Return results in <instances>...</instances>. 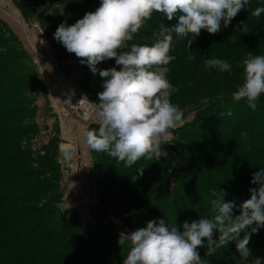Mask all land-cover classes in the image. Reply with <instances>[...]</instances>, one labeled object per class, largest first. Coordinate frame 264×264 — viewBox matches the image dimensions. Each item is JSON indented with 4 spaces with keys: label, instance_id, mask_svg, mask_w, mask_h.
I'll list each match as a JSON object with an SVG mask.
<instances>
[{
    "label": "rangeland",
    "instance_id": "rangeland-1",
    "mask_svg": "<svg viewBox=\"0 0 264 264\" xmlns=\"http://www.w3.org/2000/svg\"><path fill=\"white\" fill-rule=\"evenodd\" d=\"M100 3L101 0H0V62L2 64L10 59L9 66L14 65L11 73L0 74V201H4L5 206L56 204L63 216L56 217L51 223L76 215L85 235L88 226L99 223L115 229L114 225L121 227L117 229L120 234L124 228L131 232L147 224L146 220L130 221L135 212L132 209L114 203L108 205L109 201L118 199L121 187L117 183L118 175L107 168H115L119 159L112 157L107 161L102 152L92 150L85 143L84 133L91 125L60 114L63 107L59 85L61 78L65 77L95 102H98V93L103 90V80L99 73L93 74L86 64H81L74 53H69L54 38V33L61 23L74 24L87 12H94ZM156 14L146 21L130 43L149 46L154 43L152 28L160 25ZM225 29L222 27L215 35L203 30L199 35L201 38H195L193 44L206 45L209 50L220 49L222 39L219 36L223 33L235 43L237 40ZM23 51L29 54V58ZM204 58L215 57L210 52ZM246 58L238 57L233 65L242 67ZM174 63L175 60L168 65V79L174 88L179 87V91L172 93L171 101L181 109L182 120L170 130L172 135L162 145V155H153L151 160L142 157L131 165L136 168L132 170L134 176H140V171L155 167L157 162H165L162 168L172 188L174 176L181 177L180 172H186L195 165L206 174L232 169L225 163L193 158L191 146L199 141L194 135L203 136L211 132L214 118H230L224 113L225 102H221L225 97L222 96L235 92L243 82L242 75L234 76L231 84H227L224 77L230 71L223 72V75L219 70H213L218 75L215 79L208 70L204 71L206 79L200 73L199 78L197 74L193 75L194 80L184 72L176 75ZM114 66L115 60L97 65L99 69ZM17 74H25L26 77L23 75L19 81L15 77ZM258 100L264 101V94ZM242 103L247 105L245 100ZM240 115L248 116L245 111ZM251 116L262 117L256 112ZM73 126L76 128L72 130ZM227 128L220 127V130L225 132ZM188 135L191 138H187ZM62 147H71L74 152L65 155ZM175 153L179 157L173 166ZM205 165L208 167L204 168ZM170 167L172 170H168ZM60 169L63 201L60 189L53 187L55 182L60 181ZM31 186H39L44 192L35 200H15ZM15 260L8 263L13 264ZM250 264H264V255Z\"/></svg>",
    "mask_w": 264,
    "mask_h": 264
},
{
    "label": "clouds",
    "instance_id": "clouds-1",
    "mask_svg": "<svg viewBox=\"0 0 264 264\" xmlns=\"http://www.w3.org/2000/svg\"><path fill=\"white\" fill-rule=\"evenodd\" d=\"M248 5L249 0H101L94 12H87L74 24L61 23L54 38L103 80L98 102L87 100L99 127L84 133L85 143L129 166L142 157L151 160L153 155H162V145L172 135L170 130L183 117L179 106L171 101L179 87L174 88L168 79V65L175 60L170 55L173 34L181 39L191 35L189 49L202 30L218 34ZM154 13L177 22L161 23L153 32L151 46L130 43ZM262 13L264 6L256 7L252 15L259 17ZM243 32L248 29L244 27ZM106 60H115V66L99 69L97 65ZM205 65L220 72H229L232 67L219 58L206 59ZM262 94L264 55L250 51L243 61V82L232 99L245 100L256 110ZM84 101L85 97L79 103ZM251 183L259 186L249 190L250 198L238 206L239 215H233L235 202L214 199L211 217L205 214L198 221H185L182 230L161 218L122 232L120 245L124 241L129 244L126 256L122 249L123 264H206L199 248L205 247L208 257L232 242L240 260L247 264L252 255L248 247L251 235L264 227V168L253 174Z\"/></svg>",
    "mask_w": 264,
    "mask_h": 264
},
{
    "label": "trees",
    "instance_id": "trees-1",
    "mask_svg": "<svg viewBox=\"0 0 264 264\" xmlns=\"http://www.w3.org/2000/svg\"><path fill=\"white\" fill-rule=\"evenodd\" d=\"M260 6H264V0H249L247 8L242 9L225 29L229 30L237 41L233 43L230 37L223 33L219 36L222 39L219 43L220 49L209 50L206 45L193 42L188 49L187 42L192 39L191 35L181 39L173 34L170 54L175 56L173 67L176 69V75L184 72L186 76L193 77L197 74L199 78L200 73L204 76V71L209 70L215 79L218 75L213 70L218 72V69L206 67L207 58H204L207 53L213 52V57L227 60L232 66L230 74L224 77L227 84H231L234 76H242L243 66L237 68L233 65L238 57H247L250 51L252 54L264 55V13L259 17L252 15L254 9ZM156 15L160 24L172 25L177 22L175 19L167 21L160 13ZM159 26L153 27L152 33L158 31ZM244 27L248 29L247 33L243 32ZM200 38L198 36V39ZM1 43L0 36V46ZM23 53L29 58L27 52ZM190 55L194 58L189 59ZM8 62L10 63V59ZM8 62H0L1 75L11 73L14 65L9 66ZM23 75L17 74L15 77L21 81ZM206 77L204 76V79ZM222 97H225L221 102H225L224 113L230 118H214L215 123L213 127L210 126L211 132L203 136L194 135L199 141L192 144L191 148L193 158L211 163H225L231 165V170L206 174L195 165L186 172H180L181 177L174 176L172 188L166 177L167 173L162 168L165 162H157L155 167L143 171L142 175L134 176L132 170L136 169L135 166L127 168V163L119 160L115 168H107L111 173L118 175L117 183L121 187L118 199L109 201L108 205L114 203L134 210L130 221L148 222L164 218L166 222L176 223L181 230L185 221H198L204 218L205 214L211 217V201L214 199L224 198L225 202H235L237 208L233 209V215H239L238 206L250 198L249 190L259 186L251 183L253 174L264 168V101L257 100V108L252 110L242 103L244 100L234 101L232 93H225ZM89 99L92 100L90 97ZM244 111L248 116L240 115V112L243 114ZM254 112L256 115L260 113L262 117H252ZM229 123L232 125L229 126ZM226 126L227 131L222 132L220 127ZM98 127L91 125L88 130H98ZM186 137L191 138L189 135ZM102 155L107 161L112 158L105 152H102ZM178 157L175 153L173 166ZM207 167L208 165L204 166ZM58 173L60 181L55 182L53 187L60 189L63 201L60 184L62 169L58 170ZM43 192L44 189L39 186H31L15 200H35ZM3 203L4 201H0V264H12L8 262L14 259L16 260L13 264H123L122 249L126 256L129 244L124 241L120 245V232L115 227L99 223L97 226H88L85 235L76 215L51 223L56 217L63 216L56 204L19 203L5 206ZM252 227H255V224ZM247 231L250 232L251 228ZM248 247L252 255L247 264L264 255V227L251 235ZM198 251L201 258H205L206 264H245L240 260L234 242L217 250L213 256L205 257V247L199 248Z\"/></svg>",
    "mask_w": 264,
    "mask_h": 264
},
{
    "label": "built area",
    "instance_id": "built-area-1",
    "mask_svg": "<svg viewBox=\"0 0 264 264\" xmlns=\"http://www.w3.org/2000/svg\"><path fill=\"white\" fill-rule=\"evenodd\" d=\"M54 68H57L55 66ZM60 89L62 92L61 101H62V109H61V115H63L64 118H71L70 116L76 118L77 120H80L82 122H85L86 124L90 125H99L98 120L95 117V114L90 107L88 101L93 102L89 99V97L80 90L76 85L71 84L68 82L65 77L61 78L59 81ZM85 97V101L83 103H79L81 99ZM62 152H64L65 155H71L69 152L65 151L62 147ZM74 152V151H73ZM69 153V154H68ZM117 229H122L121 227H117ZM123 232H129L127 228H124L122 230Z\"/></svg>",
    "mask_w": 264,
    "mask_h": 264
},
{
    "label": "bare ground",
    "instance_id": "bare-ground-1",
    "mask_svg": "<svg viewBox=\"0 0 264 264\" xmlns=\"http://www.w3.org/2000/svg\"><path fill=\"white\" fill-rule=\"evenodd\" d=\"M64 150H65V151H67V152H69L70 154H72V153H73V151H72L71 147H68V148H67V147H65V148H64ZM69 153H68V154H69ZM73 155H74V154H73Z\"/></svg>",
    "mask_w": 264,
    "mask_h": 264
},
{
    "label": "crops",
    "instance_id": "crops-1",
    "mask_svg": "<svg viewBox=\"0 0 264 264\" xmlns=\"http://www.w3.org/2000/svg\"><path fill=\"white\" fill-rule=\"evenodd\" d=\"M71 120H72V119H71ZM74 120H75V119H74ZM74 120H72V121H74ZM74 128H76V127L73 126L72 130H73ZM78 151H80V148L78 149Z\"/></svg>",
    "mask_w": 264,
    "mask_h": 264
}]
</instances>
